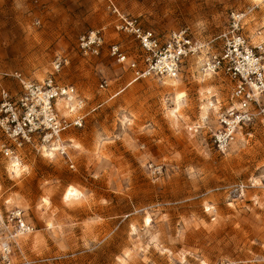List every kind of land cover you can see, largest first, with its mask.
Wrapping results in <instances>:
<instances>
[{
  "label": "rangeland",
  "instance_id": "1",
  "mask_svg": "<svg viewBox=\"0 0 264 264\" xmlns=\"http://www.w3.org/2000/svg\"><path fill=\"white\" fill-rule=\"evenodd\" d=\"M115 2L146 30L163 38L187 30L218 52L230 12L254 7L244 33L264 56V2ZM91 31L104 36L97 58L77 48ZM112 44L140 58L105 0H0V71L42 81L64 56L69 64L55 76L85 100L83 127L65 136L75 169L28 147L17 153V175L0 154V214L19 208L34 227L25 256L31 264H264V123L219 151L212 135L229 79L204 75L195 57L176 79L133 81L109 57ZM8 87L18 90L15 81Z\"/></svg>",
  "mask_w": 264,
  "mask_h": 264
},
{
  "label": "built area",
  "instance_id": "2",
  "mask_svg": "<svg viewBox=\"0 0 264 264\" xmlns=\"http://www.w3.org/2000/svg\"><path fill=\"white\" fill-rule=\"evenodd\" d=\"M38 4L39 0H31ZM114 17L117 34L138 42L140 58L130 57L119 44H112L108 55L117 64L132 71L133 81L141 79H176L183 65L195 57L201 58L204 75L223 74L232 84L228 107L218 114V126L213 132L214 146L228 150L239 131L264 123V56L262 46H252L244 33L245 20L254 7L231 11L229 26L221 35V50L214 51L191 39L187 30L163 38L146 30L137 17L123 13L115 0H105ZM39 24V22L37 23ZM104 47L101 31H91L78 39L79 52L88 58L99 57ZM69 64L64 56L56 57L53 72L42 81L26 77L20 71H0V154L18 165L17 153L32 148L46 158H61L75 169L65 136L71 129L82 128L85 100L75 87L60 83L55 74ZM9 81L18 90L12 92ZM107 85L104 82L101 88ZM79 120V125L76 121ZM246 185L236 190L244 195ZM34 232L23 210L17 208L0 214V264H31L23 252V239Z\"/></svg>",
  "mask_w": 264,
  "mask_h": 264
},
{
  "label": "bare ground",
  "instance_id": "3",
  "mask_svg": "<svg viewBox=\"0 0 264 264\" xmlns=\"http://www.w3.org/2000/svg\"><path fill=\"white\" fill-rule=\"evenodd\" d=\"M185 97V93L184 92H182V93H179L178 95H177V101H178V105H180V103H181V101H182V99ZM177 110H179L180 109V106H177V108H176ZM18 167V166H17ZM19 168H16L15 167V171H16V173H19ZM14 171V170H13ZM17 176V175H16Z\"/></svg>",
  "mask_w": 264,
  "mask_h": 264
},
{
  "label": "snow or ice",
  "instance_id": "4",
  "mask_svg": "<svg viewBox=\"0 0 264 264\" xmlns=\"http://www.w3.org/2000/svg\"><path fill=\"white\" fill-rule=\"evenodd\" d=\"M257 2H264V0H257ZM76 123L79 125V123H80L79 120H77ZM17 175H19V173H17ZM69 191H71V189H69ZM65 199H67V195H65ZM44 203L47 204L48 201L45 200ZM49 227H50V226H49Z\"/></svg>",
  "mask_w": 264,
  "mask_h": 264
}]
</instances>
